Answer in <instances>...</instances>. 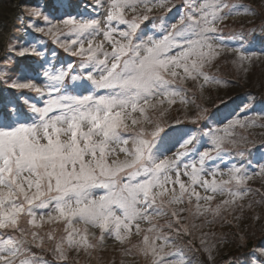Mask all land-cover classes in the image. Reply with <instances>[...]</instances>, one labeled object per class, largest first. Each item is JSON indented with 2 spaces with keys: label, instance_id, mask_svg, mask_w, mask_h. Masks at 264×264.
<instances>
[{
  "label": "snow or ice",
  "instance_id": "6c2138e0",
  "mask_svg": "<svg viewBox=\"0 0 264 264\" xmlns=\"http://www.w3.org/2000/svg\"><path fill=\"white\" fill-rule=\"evenodd\" d=\"M106 3L103 23L71 14L53 23L49 5L39 3L17 17L26 36L43 34L80 59L57 68L27 41L5 51L0 85L10 98L0 104V264H81L82 255L103 264L108 241L119 264H217V245L228 234L203 229H235L237 247L247 245V228L264 225V163L222 170L208 162L223 160L230 148L243 159L247 137L237 129L264 124L236 116L212 127L213 114L200 105L186 119L206 130L175 127L183 121L168 117L174 105L195 103L187 82L201 96L227 86L212 71L225 55L245 79L264 61V34L225 35L219 27L257 13L235 0H184L177 23L161 24L157 33L155 25H141L153 8L171 11V0ZM31 57L40 59L24 63ZM219 104L227 107L224 99ZM256 179L261 185L253 188ZM245 219L251 224L242 229ZM229 264H264V246Z\"/></svg>",
  "mask_w": 264,
  "mask_h": 264
},
{
  "label": "rangeland",
  "instance_id": "374dc122",
  "mask_svg": "<svg viewBox=\"0 0 264 264\" xmlns=\"http://www.w3.org/2000/svg\"><path fill=\"white\" fill-rule=\"evenodd\" d=\"M179 0H171V4L169 5H174V7H171V11L169 12L170 14L165 17V9L164 8H153L152 13H150V19L153 20V23L150 25L143 27V24L141 25L142 28L145 29H151L153 28V25H155V30L157 33H159V29L161 24H164L166 26H170L173 23H177L179 16L182 12H184V8L182 5H178ZM184 2V0H181ZM58 2H61V0H23L22 4L20 5L21 12L18 17L22 16V9L25 5H35L37 3L39 4H47L49 5L48 8L45 9V11L50 15L53 23L59 22V20L65 18L66 15L71 14L73 16H84L85 18L88 17H94V18H100L102 23H103V17L106 15L107 12V3L105 0L104 7H100L96 4V0H62V2L66 5L64 8H58L56 5ZM235 2L242 3V4H247L250 5L255 11L256 15H241V16H233L229 17L227 20H225L219 27L223 29V33L225 35H228L233 32H240L243 31L245 34L249 33V30L255 29V34L257 37L261 36L262 34V29L261 26L264 25V0H235ZM5 5H0V14L1 10L3 9ZM154 17H163L159 22L155 21ZM1 18H0V24H1ZM27 21H25L26 23ZM144 23V22H143ZM123 27V26H121ZM4 32H0V42L1 39L3 38ZM64 37H61L63 39ZM249 38L251 39V36L249 35ZM103 39V36H98L94 43H98L100 40ZM29 43H36L37 47L40 51L44 52L47 58L52 61L57 68L61 67L62 65L64 67L67 66L68 63H72L74 65L79 64V57H72L69 53H66L58 44L54 43L53 40L50 37H46L43 34L39 33H34L32 32L31 35L26 36L24 33V30L22 26L19 24L18 20L16 23L13 25L12 28V33L8 40L5 42V51L8 47V45L11 44H24L25 42ZM106 50L110 51V47L108 45H105ZM257 47H259V41H257ZM5 51H4V57H5ZM55 52V56L52 55V53ZM18 60L20 58H17ZM40 58L38 57H31V58H25L24 63H28L31 60H39ZM231 56L225 55L222 57L218 62L217 66L213 68V70L217 71V68L219 69L217 72L220 74H226L230 75L233 78L237 79L239 81V87H216L212 86L211 88H206L204 91L203 96H201L199 90L195 87L193 82L189 81L185 84V87L189 90L187 92V96L190 100H195V103H189L185 109L184 106H181L179 104L174 105L171 112L169 113L168 120L171 122L174 118H178L180 120H189L186 119V117H192L195 115V113L198 111L197 105H200L201 107L209 106L215 104L218 100V97H228V95L233 94L235 92H238L240 88L244 87H250L260 94L264 96V77H262V74H257L253 73L254 69L257 71H263L264 72V61H259L255 64V66L252 68L250 74L247 76V79L243 77L242 74H237V72L234 69V66L231 64ZM5 60L4 58L0 61V68L4 67ZM4 88V87H3ZM4 91V89H3ZM27 95L30 96H35V93H26ZM237 97V96H236ZM6 98H10L9 92L4 91L3 94V101L6 102ZM261 100L258 99L257 102L253 101L246 95H244L243 98H237L233 100L227 107L223 108V111L220 115V120L222 123L225 122V118H228L229 116L232 115V113H236V111H241L244 112L250 108L254 109L257 111V116L262 112ZM219 103V102H218ZM247 105L248 107L245 108ZM239 109V110H238ZM240 109H243L240 110ZM214 117V116H213ZM242 119V118H241ZM259 121V124H261L260 121H264V118H257ZM264 124V123H263ZM216 126V121H213V127ZM175 127L178 128H185L179 125H175ZM242 135L247 137V140L250 142H253V140H264V127H251V128H246L241 131ZM249 141L245 142L244 144L249 143ZM176 149H172V152H174ZM201 151L204 149L201 148ZM172 152H168V155L171 156ZM231 151H228L227 154H222L223 155V160L216 159L214 161L208 162V167H213L216 165H219V167L223 170L227 166H230L232 164H236L233 161H237L238 158L242 159L236 153H233L232 156H234L233 160L231 158V154H229ZM250 155L249 161L252 162V165L255 166L258 163H264V147L257 149L256 151L253 152H246V156L242 160H247V155ZM238 165V164H237ZM211 179V177H208ZM187 182V177H182ZM250 185L253 188L260 187L261 181L259 179H256L252 182H250ZM198 191H201V189H197ZM203 194V192H202ZM221 199L220 197L217 198V200ZM259 211V209H257ZM231 219V217H229ZM197 223H200V221H196ZM251 221L248 219H245L241 225V228L243 229L245 225H250ZM264 225L262 224H255L252 227L247 228V237H252V236H259L261 232H264ZM204 232H209V231H214L217 236H220L222 233H227L230 234V241L229 244L224 243L223 245H217L218 251L216 253V259H220L222 257H226L224 259L227 261L226 264H229V262L232 261H243L248 253H245V257H235L231 256L234 249L237 247V242L232 236V232L235 231V229H229L228 227L221 228L219 225L216 226H209L203 229ZM248 240V239H247ZM251 242L252 247V241L248 240L247 244ZM197 246H198V241H197ZM113 247L112 241H108V250L100 253L99 255L102 256L103 258V264H108V261L111 260L113 257L116 258L117 264H119V253L118 252H113L111 249ZM249 247V246H248ZM33 251H36L39 253V250L33 249ZM46 259H51L50 254L48 253H42ZM229 255V257H227ZM131 259V258H128ZM81 264H98L97 260L93 259L90 261H85V258L83 255L81 256ZM140 264H144L143 259H140Z\"/></svg>",
  "mask_w": 264,
  "mask_h": 264
},
{
  "label": "trees",
  "instance_id": "16d2710c",
  "mask_svg": "<svg viewBox=\"0 0 264 264\" xmlns=\"http://www.w3.org/2000/svg\"><path fill=\"white\" fill-rule=\"evenodd\" d=\"M23 0H0V5H5L3 7V9L1 10V14H0V18H1V24H0V32H4L3 38L1 39L0 42V61L4 58V51H5V42L8 40V38L10 37L11 33H12V28L13 25L16 23L17 21V17L19 16L21 9L19 8L20 5L22 4ZM178 5H182L183 6V1L179 0ZM170 11H165L164 16L167 17L170 13ZM156 18V17H154ZM155 21L159 22L161 20L160 17H157L156 19H154ZM151 23H153V20L149 18L148 21H144L143 23V27H146L148 25H150ZM158 31V30H156ZM213 72H215L219 77L223 78L224 80L228 81L227 86H221L222 88L225 87H239V81L235 78H233L232 76H230L229 74H220L217 71L213 70ZM253 73H257V74H262V77H264V72L263 71H257L256 69H254ZM3 85H0V104L4 103V99H3ZM243 90H240L238 92H235L233 94L228 95V97L222 96V97H218V101L213 104V105H209L205 107L209 110L210 113L213 114V121H219L220 120V115L223 111V108H225V106L220 105L218 102L220 99H224L227 102V105H229L233 100L237 99V98H243L244 95H246L247 97H249L250 99H252L253 101L257 102L258 99L261 100L259 101L261 104V108H262V112L260 111V113H264V96L262 94H260L259 92H257L256 90L250 88V87H244V88H240ZM237 96V97H236ZM190 98V97H189ZM214 105L219 107V110L217 111V107H214ZM245 106V105H243ZM204 107V106H203ZM239 110V109H238ZM242 110V109H240ZM236 116H239V118L244 119L245 117L248 118H258L257 116V111H255L254 109L250 108L244 112L241 113V111H236V113H232L231 116H229L227 119H232ZM183 124L179 125L185 128H191L193 130L197 129V128H201L203 130H206L204 122H201L200 124H192L190 122V120H182ZM226 122V120H225ZM261 124L264 123V121H260ZM257 124H259V121L257 119ZM211 126L213 127V122L211 124ZM243 129H237L238 133H241ZM249 140H246V142ZM264 147V140H253V142L247 143V144H242L240 146L239 150L245 151V152H253L256 151L257 149H260ZM229 151H231L229 154H231V158L233 160L234 156L233 153L237 152V149H229ZM250 155H247V160H242L239 159L237 161H233L236 164H240V163H245L247 164V162L250 159ZM264 231V230H263ZM230 234H228V242H226V244H229L230 241ZM247 239L250 241H252V247H248V244L245 247H236V249L233 250V252L230 255V257L235 256V257H245V253H249L252 249L256 248V247H260V246H264V232H261V234L259 236L255 235V236H250L247 237ZM247 240V241H248ZM229 255L227 257H229ZM226 259V257H222L220 259H216L217 264H226L227 261H225L224 259Z\"/></svg>",
  "mask_w": 264,
  "mask_h": 264
},
{
  "label": "water",
  "instance_id": "95a60500",
  "mask_svg": "<svg viewBox=\"0 0 264 264\" xmlns=\"http://www.w3.org/2000/svg\"><path fill=\"white\" fill-rule=\"evenodd\" d=\"M248 246H249V247L251 246V242H250V243H248Z\"/></svg>",
  "mask_w": 264,
  "mask_h": 264
}]
</instances>
